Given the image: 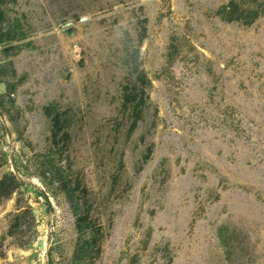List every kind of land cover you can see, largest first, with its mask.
Listing matches in <instances>:
<instances>
[{"label":"rangeland","instance_id":"374dc122","mask_svg":"<svg viewBox=\"0 0 264 264\" xmlns=\"http://www.w3.org/2000/svg\"><path fill=\"white\" fill-rule=\"evenodd\" d=\"M0 264H264V0H0Z\"/></svg>","mask_w":264,"mask_h":264}]
</instances>
